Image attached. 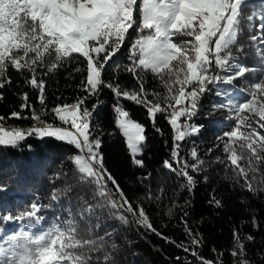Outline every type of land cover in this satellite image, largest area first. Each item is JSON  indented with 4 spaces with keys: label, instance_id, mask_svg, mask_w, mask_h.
Masks as SVG:
<instances>
[{
    "label": "snow or ice",
    "instance_id": "1",
    "mask_svg": "<svg viewBox=\"0 0 264 264\" xmlns=\"http://www.w3.org/2000/svg\"><path fill=\"white\" fill-rule=\"evenodd\" d=\"M250 7L256 11L245 15ZM253 29L256 34L249 35V50L241 38ZM132 32L137 36L131 41L129 62L121 66L115 57ZM249 60L253 63H246ZM70 63L84 65L74 69L86 73L77 86L84 95L49 108L45 77ZM121 67L138 87L125 88L116 82ZM108 69L114 72L112 80L105 79ZM10 71L20 74L24 85L37 93L39 108L31 102L29 92H23L20 110L7 117L0 115V148L16 149L29 137L72 146L68 159L73 176L77 186L90 193V200L82 195L77 196V204L69 200L38 231L33 230L45 221L42 212L52 203L33 202L15 216L0 213V222L18 225L12 232L0 227V264H94V259L99 264L101 257H94L97 253H102L103 264H119V247L115 241L108 242L115 235V225L108 226L111 231L105 230L102 216L122 227L135 225L144 234L151 233L182 250L193 258L188 264H224V253L216 249L213 259L202 255V235L190 227L186 211L181 209L180 217L186 241H177L154 226L141 202L128 198L106 167L103 133L94 114L103 90H110L115 125L138 168L145 167L146 130L130 118L121 102L145 108L158 133L161 129L156 120L163 115L172 130V147L163 167L182 178V186L193 194L197 174L205 173L208 164L195 146L188 153L190 159L183 155L184 145L194 143L192 138L205 127L194 118L203 115L211 121L218 111H227L230 130L216 137L224 153L223 159H217L231 166L237 185L250 193L264 192V174L260 173L264 165V134L260 131L264 130V0H0V100L5 98L3 90L13 84ZM149 74L159 81L163 93L146 87ZM240 80L242 89L237 87ZM210 85L216 86L214 94L219 100L205 113L202 98L213 91ZM235 92L244 99L233 95ZM93 97L96 102L89 108L87 102ZM25 110L30 114L23 115ZM48 116L52 119H46ZM12 119H30L33 124L28 128L8 126L6 120ZM202 178L207 181V174ZM8 191L7 184H0V193ZM72 192L73 185L66 183L53 189L50 200L59 205ZM146 198L161 200L151 192ZM210 203L217 209L223 207L215 196ZM178 207L173 204L165 215L171 220ZM251 222L254 228L260 227L256 216ZM233 240L230 255L234 264H253L247 243L255 237L236 231ZM183 259L176 257L178 264Z\"/></svg>",
    "mask_w": 264,
    "mask_h": 264
},
{
    "label": "trees",
    "instance_id": "2",
    "mask_svg": "<svg viewBox=\"0 0 264 264\" xmlns=\"http://www.w3.org/2000/svg\"><path fill=\"white\" fill-rule=\"evenodd\" d=\"M255 8H248L245 15H252ZM259 23V21H255ZM256 30L245 33L241 42L246 48L251 50L249 35H255ZM137 33L132 32L131 38L126 40L124 47L117 54L115 60L121 66L128 64V55L131 41L135 39ZM252 64L253 61H246ZM84 65L70 63L66 67L60 68L53 76L45 77L48 83L47 104L51 108L63 102L72 103L77 96L84 93L77 87L86 73H76L74 69ZM41 72L44 69L40 70ZM13 84L3 90L4 99L0 100V115L7 117L11 111H19L23 92H29L33 104L36 103L37 93L24 85V78L10 71ZM114 72L108 69L105 79L112 80ZM122 87H138L134 84L131 74L126 73L121 67L116 81ZM146 87L163 93L159 86V81L152 78L151 74L147 77ZM213 91L205 94L202 98L203 111L211 108L213 103L218 102L219 98L214 94L216 86H209ZM237 87L243 88V81H237ZM243 100L244 96L239 92L233 93ZM62 97L63 99H57ZM96 97L87 102L91 108L96 102ZM100 107L94 114V122L99 125V131L103 133L102 153L105 157L106 167L115 176L121 188L132 201H139L143 204L154 226L172 239L181 241L186 237L182 231L183 222L180 217L183 211L188 213L187 219L190 227L202 235L203 247L200 249L202 255L213 259L217 252L224 253V264H234V258L230 255L234 247L233 233L239 231L244 236L251 234L255 237L254 242L247 243L249 258L253 264H264V192L250 193L246 188H242L232 179L234 173L229 164L221 163L217 158L223 159V146L216 140L217 135L223 131L230 130L228 121L205 119L203 115L194 118L198 124L205 127L197 137H193V142L184 145L183 155L190 159L188 153L192 147H197L201 157L208 161L206 172L197 174L198 184L193 194L182 186L184 181L176 174L163 167V161L169 158L172 147V130L163 115H159L156 120V127L161 129L157 132L150 121L145 108L135 105L132 102L122 101V106L130 113V118L141 123L146 130L147 146L144 150V168H138L132 164L130 152L126 146V140L120 130L115 125V114L112 105L114 96L108 89H104L99 97ZM228 113V112H227ZM23 115L30 113L25 110ZM230 116L231 114L228 113ZM46 119L51 120L48 116ZM8 126H18L23 128L31 127L33 121L6 120ZM264 134V130H260ZM212 149L211 152L208 149ZM73 154L72 146L65 142L55 139L40 140L29 137L22 142L16 149L3 147L0 148V184H7L9 191L7 194L0 193V213L11 212L17 215L28 209L33 202L41 205L52 203L51 208L43 210L42 215L45 221L37 226L33 231L47 227L54 219V214H60V209L68 206V201L77 204V196L82 195L90 200V193L87 189H80L73 176V165L68 157ZM260 173L264 174V165L260 166ZM57 174L60 178L57 179ZM207 174L205 181L202 177ZM147 176V179L144 177ZM260 177L258 176V179ZM240 183L243 184L242 178ZM73 185V192L57 205L50 200L54 188H62L65 184ZM162 189V191H161ZM151 192L153 196H161L159 202L148 200L146 194ZM215 196L221 200L223 207L217 209L210 203ZM186 201L189 204L186 205ZM173 204L180 207L175 208V215L170 220L165 212ZM183 209V211L181 210ZM100 215V213H97ZM256 216L260 227L254 228L252 216ZM109 225H115V235L108 242L113 241L119 247V264H178L176 257L184 259L179 264H188L193 258L182 250L166 244L155 235L137 229L135 225L122 227L118 222L107 220L102 216V227L111 231ZM167 225L166 227H162ZM0 227L6 231L17 228V224H4L0 222ZM100 235L104 233L96 230ZM106 239H108L106 237ZM100 256L99 264H103L102 253L94 254ZM94 264L96 261L94 259Z\"/></svg>",
    "mask_w": 264,
    "mask_h": 264
},
{
    "label": "rangeland",
    "instance_id": "3",
    "mask_svg": "<svg viewBox=\"0 0 264 264\" xmlns=\"http://www.w3.org/2000/svg\"><path fill=\"white\" fill-rule=\"evenodd\" d=\"M136 38V37H135ZM228 117L227 113L226 112H221V113H217L216 114V118H218L219 120H224ZM16 228L14 229H10L9 231L7 232H12L13 230H15Z\"/></svg>",
    "mask_w": 264,
    "mask_h": 264
}]
</instances>
